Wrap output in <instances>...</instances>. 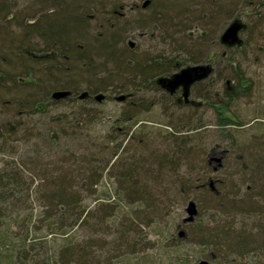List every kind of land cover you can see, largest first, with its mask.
Segmentation results:
<instances>
[{
    "label": "rangeland",
    "instance_id": "374dc122",
    "mask_svg": "<svg viewBox=\"0 0 264 264\" xmlns=\"http://www.w3.org/2000/svg\"><path fill=\"white\" fill-rule=\"evenodd\" d=\"M146 1L0 0V10L7 9L10 14H6V18L0 17V41H4L0 42V46L2 43H12L14 47L20 45L25 32L19 25L29 24V20L34 18L38 21L42 17L50 18V15L57 14L62 7L74 5L76 12L85 17L84 22H77L75 12L67 9L59 12L58 19L46 30L57 33L65 40L71 37L72 40L80 41L93 48L95 55L100 53V41L118 34L120 38L116 46L128 58L141 60L162 57L170 61L176 60L178 68L173 66L167 75L195 65L213 66V75L204 86L192 89L187 99L179 95L180 100L183 99L184 103L195 101V105L200 106L201 99L198 101L195 95L204 90L208 95L217 96L213 99L216 104L222 101L227 90L231 93L236 91V100L229 103V108L222 109V114L245 126L219 128V117L209 104L198 110L188 106L175 108L168 92L157 87L155 89L151 84L141 87L143 90L133 99L138 103L137 110L132 109L125 100L119 101L120 97L125 96L116 89H129L130 85L118 79L112 82V88H105L97 93L96 98L99 95L107 97L102 102L92 98L83 105L72 101L50 104L48 116L68 117L66 120L71 126H74L76 120H82L83 126L75 132L77 138L73 143L74 148L78 155L90 154L87 152L89 149L93 151L94 168L101 171L100 181L93 184L92 198L87 197L85 200L89 210H93L89 226L93 228V252L98 261L102 259L109 264L210 262L209 256L213 252L209 253L208 249L199 245L201 237L195 231L202 226L210 230L216 229L231 220L223 217L217 223L216 219L222 215L211 210L213 207L207 197L202 192L183 196L176 182L194 177L200 180L206 176L208 169L212 173L213 167L208 168V162L212 157L219 158L212 154V147L218 144L225 148L234 145V155L226 156L223 169L208 176L209 180H226L229 186L222 190L226 193L232 191L230 189L234 185L240 186L242 177L235 175L243 172L242 165L248 170L250 157L264 159V148H258L264 147V0H160L154 2L152 7H148ZM11 17L14 18L12 22ZM235 21L245 26L239 35L244 43L241 48L228 49L222 45V37ZM30 43L36 46V50L44 49L42 40L33 33H30ZM10 58L11 56L7 59ZM92 59L94 61L96 58ZM10 61H3L1 65L11 72L13 69L10 68ZM99 63L101 61L95 60L97 67ZM106 70V74L99 72L97 78H107L116 73V67L111 62L106 64ZM136 83L138 86L142 85L140 80ZM88 86L86 80L79 82L82 90ZM226 103L227 99L225 105ZM80 109L85 114L82 119ZM133 115L142 121L141 127L130 129L126 119ZM36 119L42 118L37 116ZM43 121L45 119L39 120ZM181 127V135H188V148L194 150V158L165 167L157 166V157L166 154V147L168 148L169 143L164 141L166 132L172 133ZM192 128L194 132H186ZM223 137H227L229 142H222ZM14 146L23 147L19 140ZM1 158L0 155V160ZM218 165L220 163L214 164L215 167ZM132 166H136L134 171L138 174L140 186L146 187L154 201L161 204L158 215H150L144 208L132 205L127 196L124 200L119 198L126 185L125 173ZM141 167L151 172L152 176L148 177L140 172ZM83 194L84 197L89 195L85 192ZM190 200L197 203L200 214L193 224L186 225L189 222L185 221L192 217L187 210ZM33 208L35 214L39 215V204L35 203ZM235 218L236 231L243 226L256 234V227L260 223L261 227L264 226V221L258 223L257 219L255 221L242 216ZM40 228H44L43 225ZM36 233L42 237L45 232L43 230ZM49 241L48 246L44 247L53 250L61 244L62 239L56 234L54 238L50 236ZM258 241L259 239L256 241L257 246L260 245ZM5 245L0 246V263L4 264L6 259L3 257L12 244ZM217 251L221 254L220 249ZM131 252H135V255H131ZM41 259L44 260L43 257ZM93 264L100 263L93 261ZM211 264L224 262L218 259Z\"/></svg>",
    "mask_w": 264,
    "mask_h": 264
},
{
    "label": "trees",
    "instance_id": "16d2710c",
    "mask_svg": "<svg viewBox=\"0 0 264 264\" xmlns=\"http://www.w3.org/2000/svg\"><path fill=\"white\" fill-rule=\"evenodd\" d=\"M146 2L148 7H152L154 2L157 3L160 0ZM67 9L75 12L77 22H84L85 17L76 12L74 5L62 7L59 12ZM59 12L50 15V18L42 17L39 21L34 18L29 20V24L19 25L24 29L25 36L18 46L14 47L12 43L3 45L4 41H0L3 42L0 46V155L2 157L0 160V246H6L5 243L13 245L3 257L6 259L5 264H29L38 261H44L43 264H93V261L109 264L100 260L101 257L98 261L93 252V228L89 226L93 219V210H89L85 203L87 197L92 198L93 184L100 181L101 171L99 168H94L95 163L91 153L93 151L89 149L90 151L87 150V152L90 154L78 155L74 148L73 143L77 138L75 132L83 126L82 120H76L74 126H71L66 120L68 117L51 116L49 118L50 104L72 101L83 105L92 98H96L99 91L112 88V82L118 79L130 85L129 89L121 87L116 90L125 96V103L132 109L137 110L138 103L133 99L138 97L140 90H143L141 87L151 84L155 89L157 87L167 91L175 108L188 106L198 110L209 104L208 106L215 110L219 117V128L245 126L222 114V109L229 108V103L236 100L238 94L236 91L231 93L227 90L222 101L216 104L213 99L217 96L208 95L204 90L195 95L197 100L201 99H199L200 106H196L195 101L184 103L183 99L178 100L179 95L187 99L192 89L200 85L204 86L213 72L208 73L202 80L194 82L188 90L184 86L175 89L165 86L160 81H172L176 74L192 67L182 68L172 75H167L173 66L178 68L177 63L175 64L176 60L170 61L162 57L141 60L128 58L127 54L116 46L120 38L118 34L100 41L98 43L100 53L95 55L93 48H89L80 41L72 40L71 37L65 40L57 33L46 30L58 19ZM6 14L10 15L7 9L0 10V17H8ZM13 20L14 18L11 17L10 22ZM239 26L238 38L245 28L242 24ZM30 33L42 40L44 49L36 50V46L30 43ZM221 43L228 49H237L243 46L244 41L241 39V45L235 46ZM92 57L96 59L93 61ZM95 60L101 61L98 67ZM3 61H10V68L13 69H10L11 72L2 67ZM110 62L116 67V73L107 78L98 79L99 72L106 74V64ZM210 68L212 70L213 66ZM36 71L40 73L37 74ZM81 80L88 82L89 86L85 90L79 88ZM139 80L141 86L136 85ZM180 91H183L182 94H179ZM58 92L68 93V96L56 100L54 95ZM225 99H227L226 105ZM220 103L222 105H219ZM80 110L82 119L85 114L82 109ZM37 116L42 118L39 120L45 119V121L39 122L36 119ZM126 120L130 129L143 125L136 115ZM167 127L169 128L170 125ZM182 128L172 133L166 132L164 141L169 143L168 148L166 147V154L160 158L157 157V166L165 167L168 164L181 163L187 158H194V150L188 148V135H181ZM191 131L194 132L193 128L186 132ZM226 138L223 137L221 141L229 142ZM15 140H19L23 147L16 148ZM233 147L234 145L225 148L220 144L212 147L214 157L219 156L218 159L213 157L209 159L208 168L213 167V174L223 169L226 156L234 155ZM250 158L248 170L242 165L243 172L235 175L242 177L240 186L234 185L229 193L222 191L223 187L229 186L226 180L213 178L209 180L208 176L212 174L209 169L206 176L200 180L194 177L176 182L183 196L188 197L190 193L202 192L211 203L213 207L211 210L222 215L217 219L214 217L217 223H220L223 217L231 220L226 224L227 226L219 225L211 230L202 226L195 231L201 237L199 245L208 249L209 253L213 252L209 256L211 260L208 261L209 264L217 262L218 259L224 264H264L262 262L264 226L261 227L260 223L264 221V159L257 156ZM215 163L220 165L215 167ZM135 167L127 169L128 173H125L124 177L125 189L119 198L124 200L123 198L127 196L126 198L132 201V205L144 208L149 214L158 215L161 204L154 201L146 187L140 186L137 181L138 174L134 171ZM145 171L144 168H140V172L145 173V176H152L151 172ZM83 192L89 195L84 197ZM35 203L39 204V215L35 214L33 208ZM190 208L194 212V217L193 221L186 225L193 224L200 214L194 200L189 201L188 212ZM237 216L238 218L249 217L255 221L257 219L260 223L255 229L257 233L252 234L243 226L241 230H238L239 232L236 231L234 228ZM42 225L44 228H40ZM43 230L44 235L38 236L36 231ZM56 234L61 236V244L53 250L45 248L44 246H48L50 242L49 237L54 238ZM257 239L260 243L258 246ZM217 249H220L221 254ZM131 255H135V252Z\"/></svg>",
    "mask_w": 264,
    "mask_h": 264
},
{
    "label": "water",
    "instance_id": "95a60500",
    "mask_svg": "<svg viewBox=\"0 0 264 264\" xmlns=\"http://www.w3.org/2000/svg\"><path fill=\"white\" fill-rule=\"evenodd\" d=\"M148 4V2H147ZM240 31V26L237 22L233 23L229 26V28L225 31L222 42L226 45L235 46V45H241V40L238 38V33ZM131 46H133L131 44ZM212 72L210 66H195L190 69L183 70L180 74L176 75L173 79V84L177 86H184L186 90L189 89V87L196 81L202 80L207 76L208 73ZM194 75L196 77H194ZM68 96V93H56L54 95V98L59 100L66 98ZM104 95L97 96L96 100L99 102H102L104 100ZM125 98L121 97L119 98V101H123ZM189 213L192 215L194 212L189 209ZM190 217L185 222L193 221V218ZM200 264H209L207 261H202Z\"/></svg>",
    "mask_w": 264,
    "mask_h": 264
},
{
    "label": "bare ground",
    "instance_id": "6f19581e",
    "mask_svg": "<svg viewBox=\"0 0 264 264\" xmlns=\"http://www.w3.org/2000/svg\"><path fill=\"white\" fill-rule=\"evenodd\" d=\"M182 72V71H181ZM180 72V73H181ZM180 73H178V74H180ZM178 74H176V75H178ZM175 75V76H176ZM174 76V77H175ZM194 77H196L195 75H194ZM174 79V78H173ZM160 83H162L163 85H165V86H170V87H172L173 89H175V88H178V87H181V86H177V85H175V84H173V80L172 81H167V80H162V81H160Z\"/></svg>",
    "mask_w": 264,
    "mask_h": 264
},
{
    "label": "flooded vegetation",
    "instance_id": "af4514ba",
    "mask_svg": "<svg viewBox=\"0 0 264 264\" xmlns=\"http://www.w3.org/2000/svg\"><path fill=\"white\" fill-rule=\"evenodd\" d=\"M178 100H180V99H178Z\"/></svg>",
    "mask_w": 264,
    "mask_h": 264
}]
</instances>
